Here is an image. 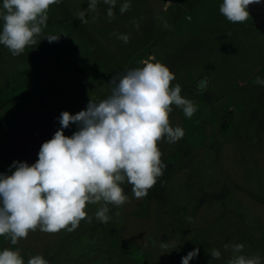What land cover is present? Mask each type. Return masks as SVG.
I'll list each match as a JSON object with an SVG mask.
<instances>
[{
  "label": "rangeland",
  "instance_id": "374dc122",
  "mask_svg": "<svg viewBox=\"0 0 264 264\" xmlns=\"http://www.w3.org/2000/svg\"><path fill=\"white\" fill-rule=\"evenodd\" d=\"M222 2L116 0L109 17L104 0H96L94 10L90 0H60L49 6L47 26L35 46L13 56L0 44V86L7 84L2 97L42 94L60 128L63 111L75 115L90 98L105 99L112 77L118 80L127 70L143 67L140 62L149 56L170 69L171 86L179 84L181 96L197 108L187 118L171 105L169 124L185 135L175 143L157 141L165 167L146 197L136 199L125 183L127 202L109 205L107 223L95 217L103 202L86 203L91 221L81 220L75 230L38 228L15 245L7 234L0 235V251L19 250L24 264L36 255L52 264L76 237L96 228L108 241L122 244L120 253L129 252L142 264H182L195 248H206V255L189 264H227L236 243L244 245L240 254L259 256L264 264V85L256 83L264 80V0L249 5V18L238 23L220 12ZM124 3L130 7L121 13ZM121 35H128L127 43ZM47 36L59 39L49 42ZM78 127L70 123L64 135L71 137ZM246 233L250 246L242 241ZM94 237L96 252L104 250L113 261L115 249ZM163 242L178 246L165 252ZM212 249L221 252L219 259L211 257ZM76 251L82 260L71 264H98L88 249Z\"/></svg>",
  "mask_w": 264,
  "mask_h": 264
},
{
  "label": "clouds",
  "instance_id": "9594fccd",
  "mask_svg": "<svg viewBox=\"0 0 264 264\" xmlns=\"http://www.w3.org/2000/svg\"><path fill=\"white\" fill-rule=\"evenodd\" d=\"M60 0H3V28L0 44L6 46L13 56L21 55L26 47L35 46L36 37L47 26L50 5ZM109 4L108 16H113L116 0H104ZM259 0H223L220 12L232 23L245 22L249 5ZM130 7L124 3L120 11ZM89 8H96V0H90ZM49 42L59 36H47ZM125 43L128 35L118 37ZM155 57L149 56L133 68L112 77L111 94L99 102L92 98L86 109L75 115L63 111L59 117L61 128L53 138L44 142L38 160L13 161L11 175L0 174V235L7 234L13 245L27 238L29 231L39 228L45 233L62 229L75 230L81 220L91 217L85 211L86 203L102 206L95 217L103 223L110 220L109 205L121 206L127 202L121 185L127 183L136 199H143L163 175L165 165L157 141L164 138L175 143L185 132L171 127V105L182 108L191 118L197 111L191 100L181 96V86H171L175 79L170 69ZM264 85V80L257 79ZM70 123L78 124L71 137L63 129ZM178 245L163 242L161 247L170 252ZM226 249L228 245L224 246ZM244 245H231L233 257L227 264H261L259 256H246ZM199 248L182 257V264L197 257ZM211 257L219 259L221 252L212 249ZM0 264H24L19 250L0 251ZM27 264H49L42 255H36Z\"/></svg>",
  "mask_w": 264,
  "mask_h": 264
},
{
  "label": "trees",
  "instance_id": "16d2710c",
  "mask_svg": "<svg viewBox=\"0 0 264 264\" xmlns=\"http://www.w3.org/2000/svg\"><path fill=\"white\" fill-rule=\"evenodd\" d=\"M7 88V84L4 83L0 86V131L3 127L7 125H11V122L16 117H22L23 115L32 111L35 106L29 105V100H33L37 103V108H48L50 111L52 108L50 101H48L42 94H37L33 92H24L19 95L6 94L2 97V93L5 92ZM54 91V90H53ZM60 129V127H59ZM0 174L4 173V162L0 158ZM239 218V217H238ZM237 218V219H238ZM238 226L242 223L239 222ZM222 224V228H226L225 225ZM220 228V227H218ZM211 233V232H209ZM98 235L97 240H101L103 243H108L115 250L112 251L111 257L113 261L108 257H105V251L100 250L96 252V243H94L95 237ZM104 233L94 228L89 231H85L80 234L78 237L74 239V245L70 248L62 250L59 255H57L52 264H71L74 262V259L82 260V256L78 254L76 250L79 251L80 248L84 250V248L90 251L89 255L91 258L97 261L98 264H142L141 261L134 255H131L129 252L120 253L122 251V244L117 242L108 241L109 239L103 236ZM242 241H245V245H252L253 240L251 239L250 234L242 235ZM71 251L74 252L75 256L71 254ZM89 251L87 252L89 254ZM119 252V253H118ZM71 254V255H70ZM85 254V253H84ZM206 255V248H203L198 253L199 261H203L204 256ZM123 260V261H122ZM77 262V261H76ZM111 262V263H109Z\"/></svg>",
  "mask_w": 264,
  "mask_h": 264
},
{
  "label": "water",
  "instance_id": "95a60500",
  "mask_svg": "<svg viewBox=\"0 0 264 264\" xmlns=\"http://www.w3.org/2000/svg\"><path fill=\"white\" fill-rule=\"evenodd\" d=\"M58 129L51 111L37 107L3 127L0 131V158L4 162L5 175L15 171L10 167L13 161L34 162L42 144L52 139Z\"/></svg>",
  "mask_w": 264,
  "mask_h": 264
},
{
  "label": "flooded vegetation",
  "instance_id": "af4514ba",
  "mask_svg": "<svg viewBox=\"0 0 264 264\" xmlns=\"http://www.w3.org/2000/svg\"><path fill=\"white\" fill-rule=\"evenodd\" d=\"M103 74H104V73H103ZM202 80L204 81L205 79L203 78ZM202 80H201V82H200V81H199V82H197V83H196V85H197V86L201 85V84H202V82H203ZM200 83H201V84H200ZM55 121H56V120H55ZM37 160H38V157L36 158V160H35V161H37ZM35 161H34V162H35ZM34 162L30 163V165H31V164H33Z\"/></svg>",
  "mask_w": 264,
  "mask_h": 264
}]
</instances>
